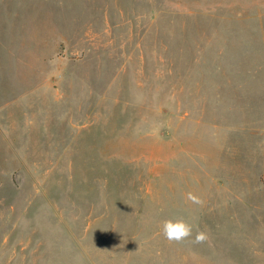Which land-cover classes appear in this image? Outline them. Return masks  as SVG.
Here are the masks:
<instances>
[{"label": "rangeland", "instance_id": "1", "mask_svg": "<svg viewBox=\"0 0 264 264\" xmlns=\"http://www.w3.org/2000/svg\"><path fill=\"white\" fill-rule=\"evenodd\" d=\"M0 264H264V0H0Z\"/></svg>", "mask_w": 264, "mask_h": 264}, {"label": "clouds", "instance_id": "2", "mask_svg": "<svg viewBox=\"0 0 264 264\" xmlns=\"http://www.w3.org/2000/svg\"><path fill=\"white\" fill-rule=\"evenodd\" d=\"M187 199L194 204L202 205L203 201L192 193L187 194ZM164 238L170 243H182L192 236V226L183 219L175 221L165 220L161 228ZM208 234L204 231H197L193 243L202 244L208 240Z\"/></svg>", "mask_w": 264, "mask_h": 264}]
</instances>
